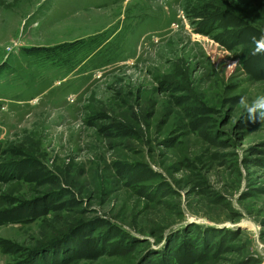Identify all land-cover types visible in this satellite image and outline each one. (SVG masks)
I'll use <instances>...</instances> for the list:
<instances>
[{
	"label": "rangeland",
	"instance_id": "obj_1",
	"mask_svg": "<svg viewBox=\"0 0 264 264\" xmlns=\"http://www.w3.org/2000/svg\"><path fill=\"white\" fill-rule=\"evenodd\" d=\"M261 35L264 0H0V197L38 215L0 264H264Z\"/></svg>",
	"mask_w": 264,
	"mask_h": 264
},
{
	"label": "trees",
	"instance_id": "obj_2",
	"mask_svg": "<svg viewBox=\"0 0 264 264\" xmlns=\"http://www.w3.org/2000/svg\"><path fill=\"white\" fill-rule=\"evenodd\" d=\"M21 149V145H15L13 147V149L10 151L12 154L18 153ZM0 161L3 159V154L5 152V149H0ZM11 159V158H10ZM35 162L37 159H34ZM33 161V165L27 166L25 167L24 170H22L21 166H19V171L17 169V174L18 177L20 179H26L27 181H32L35 182L39 179V175L38 173L42 170L43 168H45L43 165H41V163H35ZM14 161L13 162H9V163H1L0 162V184L4 183L7 180V175L8 173H11V171H13L12 167H14ZM16 170V169H15ZM43 174L44 172H40V174ZM6 196V201H3V205H0V208H10L13 205H15L18 201L15 198H11L8 194L6 193H2L0 198H3ZM16 200V201H15ZM20 205V203L16 204V206ZM6 210V211H5ZM0 209V225L2 224H7V223H29L31 222L33 219H35L38 215L37 214H29V215H25V214H18V215H11L9 213H13V209H11V212L7 211L9 209ZM230 233H227V235H229ZM186 236V235H183ZM189 239V238H187ZM174 241V240H173ZM197 243V242H196ZM126 248L130 249L133 246V244H129V245H125ZM191 248H196V246L191 245ZM186 254V252H185ZM195 258V260H194ZM196 255L191 252L187 255H185V257L179 261H177V264H192L196 261ZM174 260V259H173ZM169 263H171L170 259L167 260ZM173 264V263H172Z\"/></svg>",
	"mask_w": 264,
	"mask_h": 264
},
{
	"label": "clouds",
	"instance_id": "obj_3",
	"mask_svg": "<svg viewBox=\"0 0 264 264\" xmlns=\"http://www.w3.org/2000/svg\"><path fill=\"white\" fill-rule=\"evenodd\" d=\"M254 48L251 51L253 56L264 55V35L258 39L253 37ZM236 63V61H234ZM238 104L243 112L247 115L250 122L264 123V95L257 96L249 101L247 97L241 96Z\"/></svg>",
	"mask_w": 264,
	"mask_h": 264
}]
</instances>
